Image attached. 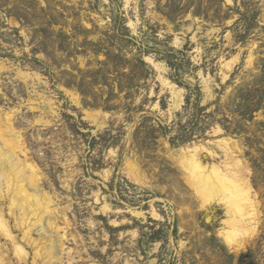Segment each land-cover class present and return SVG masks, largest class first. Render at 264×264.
I'll return each mask as SVG.
<instances>
[{"label":"rangeland","instance_id":"374dc122","mask_svg":"<svg viewBox=\"0 0 264 264\" xmlns=\"http://www.w3.org/2000/svg\"><path fill=\"white\" fill-rule=\"evenodd\" d=\"M0 62V116L55 211L53 264H264V0H0ZM222 138L258 213L235 248L176 161L198 145L218 163Z\"/></svg>","mask_w":264,"mask_h":264},{"label":"bare ground","instance_id":"6f19581e","mask_svg":"<svg viewBox=\"0 0 264 264\" xmlns=\"http://www.w3.org/2000/svg\"><path fill=\"white\" fill-rule=\"evenodd\" d=\"M162 81L165 85L168 84L166 80ZM168 86L174 89L173 84L169 83ZM179 91L173 90L174 106L179 105ZM71 98L77 103L76 96L72 95ZM10 118L7 113L3 118L0 116V197L8 201V213H4L0 206V264L27 263L28 251L25 245L33 248L31 264H37L36 258L38 257L43 260V264H53L59 256H54L53 240L46 234L43 221L45 217L50 218L55 211L50 207V198L45 192L38 190L39 175L36 166L20 157V155H25L26 148L23 146L20 132L13 127ZM91 118L93 121L96 120L94 117ZM219 141L222 144L221 149L224 156L218 163L204 162L199 157L202 149L198 145L183 148L176 157V161L183 171L188 186L198 198L200 206L208 207L218 204L224 207L227 216L224 220L226 228L218 233L229 247L235 248L242 245L246 237L255 233L258 213L255 196L244 174V165L231 149L229 141L223 138ZM207 152L214 156V151L209 149ZM135 165L129 163L131 168H129V173L135 180H139L137 170L139 167L136 168ZM102 209H108L107 204H104ZM152 213L157 216L154 211ZM6 215L14 220L13 226L10 225ZM46 224L48 231L55 226V222L51 219H48ZM37 227L40 231L39 236L35 238L32 233ZM12 228L21 232V238L13 232ZM1 237L5 239V242H1ZM59 237L63 238L64 233H60ZM60 245H63L62 242Z\"/></svg>","mask_w":264,"mask_h":264}]
</instances>
